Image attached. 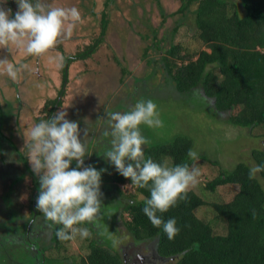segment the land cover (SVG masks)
Wrapping results in <instances>:
<instances>
[{
	"label": "rangeland",
	"instance_id": "rangeland-1",
	"mask_svg": "<svg viewBox=\"0 0 264 264\" xmlns=\"http://www.w3.org/2000/svg\"><path fill=\"white\" fill-rule=\"evenodd\" d=\"M40 2L53 7H76L81 13V22L75 25L70 38L64 39L57 47L42 56L28 55L22 48H17L15 45H10L9 48L0 46V59L7 58L17 66L27 65L19 80L16 81L17 87L10 77L0 74V106L7 103L4 109L8 110L13 124L6 125L7 135L5 132L1 133L0 151L8 159L11 158L13 165H16V170H11L6 165L0 164V170H4L0 173V241L4 236H13L15 231H20L22 227H25L31 219L32 210L39 212L36 202L40 184L29 163L27 143L22 148V153L31 172L25 175L22 163L15 161L18 156L12 152L8 143L11 141L20 148L26 141L25 133L21 134L22 131L17 133L15 129L14 117L9 112L12 103L30 101L27 105L31 107L33 101L37 103L38 99L42 98L46 107L42 114L36 117L38 123L51 118L59 111L66 112V119L78 123L80 140L85 148L94 152L96 146L99 145L95 143L100 141V137H103L106 145L111 147V136L105 134L110 132L107 123L109 112H128L137 102L152 100L157 105L159 118L163 123L161 127H148L141 124L142 135L150 138V133L153 132V137L160 140H170L177 135H184L192 140L193 150H198V157L201 155L205 158H198L193 166L200 169L201 175L198 177V183L190 190L202 195L200 197L203 200L206 197L202 186L206 178H212L219 170H230L239 163L247 164L250 168L256 166L251 158V152L255 149L264 151L262 130H254L251 134L246 129L209 125L208 119L215 124L219 123L214 121L216 117L213 112L206 110L204 102H195L193 101L195 98L190 99L189 97L186 100L176 99L170 93L164 92L162 87L156 90V87L163 81L160 77L162 51H158L154 45V38L163 41L162 45H158L159 50L165 51L171 42L183 44L186 50L192 53L199 50L201 47L198 42H194L193 31L190 29L193 20L191 12L196 7L195 5L190 6L184 13H179L178 9L181 6L179 0H159L158 3L153 0H40ZM0 8L10 10V18H14L19 10L17 0H0ZM103 12L107 13L112 20L109 21L110 27L105 32L106 44L101 43L98 46L99 50L96 46L98 44L96 39L102 36L99 23ZM94 48L95 51L92 52ZM202 50L209 51L205 47H202ZM80 54L82 59L76 58ZM59 57H63L62 64L58 61ZM151 58L154 61L149 64ZM65 62L68 63L66 70L64 69ZM62 73H66L64 80L67 78V85L63 89L64 95L60 106L57 108L56 104L53 110L54 101L59 98L58 92L62 88ZM15 88H17L18 96ZM26 93L29 98L25 96ZM73 114L77 117H71ZM5 116L2 114V117ZM30 119L33 120L34 116ZM149 144L151 143L147 145ZM90 152L87 153L88 156L91 155ZM168 164L170 165V161ZM168 164L167 167H169ZM4 173V176L8 174L6 178L10 179L7 183L1 180ZM22 177L23 180L18 179ZM255 178L264 189V181L258 173ZM103 180H107V177L105 179L103 177ZM231 188L219 189L216 194L208 196L206 201H217L219 198L225 201L230 200L236 193V190ZM130 189L127 186V190L132 191V188ZM9 190L11 193L9 192L7 201H4ZM14 210L21 218L17 220L13 217L9 218L7 214ZM113 212L110 208H105L99 212L95 220V222L99 220L102 223L100 232L108 240L106 245L108 248H113L114 243L112 235L114 226L110 216ZM196 213L206 222L213 221V213L209 207L200 208ZM40 216L43 215H38L35 228L43 229L36 231L39 236H35L37 239L41 238L37 242L39 246L48 247L45 254L47 262L51 257H57L64 260V264H80L81 258L87 254L92 235L88 238H81L77 235L70 241H63L59 238L61 246L53 250L51 229L57 228V225ZM5 226H12L13 230L8 232ZM216 226L217 230L224 227L223 223H217ZM79 227L86 226L81 224ZM118 228L121 227L118 226ZM116 240L117 247H123L129 255L135 253L134 259H129L128 264H156L152 262L151 248L146 249L141 244V250L138 252L139 247L134 245L132 238L125 234ZM171 263V261L157 262V264ZM56 264L59 263L56 262Z\"/></svg>",
	"mask_w": 264,
	"mask_h": 264
},
{
	"label": "trees",
	"instance_id": "trees-1",
	"mask_svg": "<svg viewBox=\"0 0 264 264\" xmlns=\"http://www.w3.org/2000/svg\"><path fill=\"white\" fill-rule=\"evenodd\" d=\"M179 1V13H184L190 6H196L191 12L193 20L190 29L193 31L194 42H198L201 48L192 53L183 44L171 42L163 51L158 48L163 41L154 38V45L158 51H162L160 77L163 81L156 90L162 87L164 92L176 99L195 98V102H204L206 110L213 112L216 117L214 121L219 123L215 124L208 119L209 125L246 129L251 134L258 129L264 135V0ZM105 16L103 12L99 23L103 38L108 24ZM102 37L96 41L99 43ZM202 47L209 51L202 50ZM76 58L82 59L81 54ZM152 61L151 58L149 64ZM67 65L65 62V70ZM62 74V88L58 97L60 94L63 97L67 81V78L64 80L66 73ZM147 137L151 144L145 145V157L152 158L162 166L170 161V168L182 163L192 168L198 161L187 156L188 150H193V142L187 136L177 135L170 140H160L153 137L152 132L150 138ZM105 141L100 137V141L95 143L99 145L90 155L91 161H86L88 154L84 157V166H92L101 171L100 190L103 195L100 211L105 208L114 211L110 214L114 226L113 248L106 246L108 240L100 232L102 223L99 220L97 223H84L93 237L90 238L89 249L80 264H128V261L134 259L135 253L129 255L123 247H117L116 240L124 234L132 238L133 244L139 247L138 252L141 244L146 249L151 248L150 254L155 257V263L264 264V189L256 178L249 179L250 166L239 163L230 170H219L212 178H206L202 186L206 198L221 188L232 187L236 193L230 200L219 198L208 202L206 198L203 200L200 197L202 195L189 189L186 199L178 201L166 213H157L164 221L170 218L176 220L179 233L169 239L163 227L153 226L142 211L145 201L150 198V191L132 184L104 157L110 149ZM195 152L198 154L197 149ZM201 157L204 156L198 158ZM251 158L256 166L264 165L263 150H253ZM70 168H77L76 161H72ZM258 174L264 181V171ZM103 177H107V180H103ZM127 186L132 191L127 190ZM9 192L11 190L7 191L4 201H7ZM203 207H209L213 213L212 222L199 218L196 212ZM40 212L32 210L30 217ZM7 215L10 219L21 218L16 210ZM7 215L5 213L6 218ZM217 223H223L224 227L217 230ZM5 227L8 232L13 230L12 226ZM62 227L57 225V228L52 229L53 250L61 246L56 233ZM9 239L4 236L0 241V264H64V260L57 257H51L47 262L45 254L48 247L36 245L39 251L35 254L27 244L19 245L18 241Z\"/></svg>",
	"mask_w": 264,
	"mask_h": 264
},
{
	"label": "clouds",
	"instance_id": "clouds-1",
	"mask_svg": "<svg viewBox=\"0 0 264 264\" xmlns=\"http://www.w3.org/2000/svg\"><path fill=\"white\" fill-rule=\"evenodd\" d=\"M17 3L19 10L14 18H10V10L0 8V46L15 45L28 55L38 57L54 49L70 38L75 25L81 22L76 7H53L40 0H17ZM58 61L62 64L63 57ZM25 68L27 65L17 66L7 58L0 59V74L8 75L13 81L19 80ZM66 116V112L59 111L34 125L27 134L26 146L29 163L40 184L37 209L54 225L63 226L57 230L58 238L70 241L77 235L90 236L88 228L79 225L95 222L103 194L101 171L84 166L86 148L80 140L79 125ZM107 117L110 132L105 134L111 136V147L104 157L132 184L150 191L143 213L153 226H162L169 239L174 238L179 233L176 220L164 221L157 213H166L187 198L188 190L198 183L200 169L190 168L187 163L170 168L145 157L143 146L149 141L142 135L140 125L161 127L163 123L152 100H141L128 112H109ZM187 156L198 159L192 149ZM72 161H76L77 168L70 170ZM261 171L264 165L253 166L249 179ZM152 262L155 263L153 259Z\"/></svg>",
	"mask_w": 264,
	"mask_h": 264
},
{
	"label": "crops",
	"instance_id": "crops-1",
	"mask_svg": "<svg viewBox=\"0 0 264 264\" xmlns=\"http://www.w3.org/2000/svg\"><path fill=\"white\" fill-rule=\"evenodd\" d=\"M105 18H107V20H108V24H107V28H108V27H110V22H111L112 18H110L107 13H106ZM105 36H104V38L102 37L103 39H99L98 46L101 45V43H103V42L106 44V38H105ZM97 48L99 49V47H97ZM42 71H44V70L42 69ZM7 77H9V76L7 75ZM66 83L67 82H65L64 88L67 85ZM63 95H64V93H63ZM25 96H27L29 98V96L27 95V93L25 94ZM62 98L63 97L60 96L56 100V103H54V105H53V110L55 109V105L56 104H57V108L60 106L59 104L61 103ZM47 99L49 101V97ZM29 103H30V101L27 102V103H22V102L21 103L18 102L17 104H13L12 103L10 105V110H9L10 114L14 117V120H15V124L14 125H15V129H17V133L22 131L21 134H24L25 133V137H26V141L22 144L23 146H20V148L15 143H13L11 141L8 142L10 144L9 147H11L12 152H14L15 154H17V156H18V158H15V161L17 163L21 162L22 165H23L24 175L26 173L31 172L30 167L28 166V162H26L25 158L23 157V153H22V150H23L22 148H24V146L27 143V134H28V132H26V131H29L36 123L38 124V122L36 120V117L38 115L40 116V114H42L43 109L46 107L45 102H44V100L42 98L41 99H38V102L37 103H35V101H33V105L31 107L27 105ZM4 107H7V103L6 104H2L0 106V134L6 131V125L12 124L11 119H10V116H9V113H8V110L4 109ZM14 111H16V112H14ZM2 114H5L6 116L5 117H2ZM31 116H34V119L33 120L30 119ZM71 117H77V116H76V114H73V115H71ZM4 123H5V125H4ZM5 134L7 135L6 132H5ZM7 139H9V138H7ZM9 140H11V139H9ZM1 149H3V148L1 147ZM2 153L3 152L0 151V164L2 166L6 165L11 170L12 169L16 170V165H13V160L11 158L8 159V157L2 155ZM3 171H4L3 169L0 170V173L1 172L3 173ZM4 175H5V173L1 176V180H2V182H6L7 183V181H10V179H7L6 178L8 176V174L6 176H4ZM18 179L19 180H23V177L22 178H18Z\"/></svg>",
	"mask_w": 264,
	"mask_h": 264
},
{
	"label": "flooded vegetation",
	"instance_id": "flooded-vegetation-1",
	"mask_svg": "<svg viewBox=\"0 0 264 264\" xmlns=\"http://www.w3.org/2000/svg\"><path fill=\"white\" fill-rule=\"evenodd\" d=\"M14 83H15V86H16V81ZM15 89H16V93H17V96H18L17 88H15ZM89 152L90 151H88V149H86V155ZM90 153H91V155L93 154L92 152H90ZM89 157H90V155L86 158L87 161H91V157L90 158ZM38 215H43L44 216L43 213H37V215L35 214L31 218V220L29 221V223L25 227H22V229L20 231H15L14 232L15 234L13 236L12 235H6V237L8 239L11 238V239H9L10 241H18L19 245L27 244V246L31 247V249L35 252V254H37L38 251H39L38 250L39 248H36V245H37V247L39 246L37 244V242L41 239V238L37 239V236H39V235H37L38 233H36V231H41V229H43V228H40V229H36L35 228L37 226L35 224V222L37 220ZM43 216H40V217H42L43 219H46V217H43ZM35 235H37V236H35ZM51 236H52V229H51ZM39 247H41V246H39ZM41 248H43V246ZM153 260L155 261L154 257H153Z\"/></svg>",
	"mask_w": 264,
	"mask_h": 264
}]
</instances>
